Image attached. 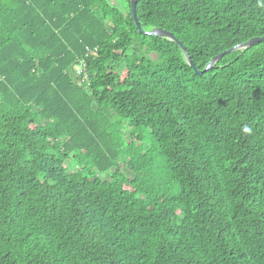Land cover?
<instances>
[{
  "label": "trees",
  "instance_id": "16d2710c",
  "mask_svg": "<svg viewBox=\"0 0 264 264\" xmlns=\"http://www.w3.org/2000/svg\"><path fill=\"white\" fill-rule=\"evenodd\" d=\"M131 1L0 0V264H264V0Z\"/></svg>",
  "mask_w": 264,
  "mask_h": 264
},
{
  "label": "water",
  "instance_id": "95a60500",
  "mask_svg": "<svg viewBox=\"0 0 264 264\" xmlns=\"http://www.w3.org/2000/svg\"><path fill=\"white\" fill-rule=\"evenodd\" d=\"M136 4H137V0H132L131 1V13H132V17L134 19V22H135V25L136 27L138 28L139 30V33L140 34H144V35H148V36H156V37H165V38H169L171 39L172 41H174L175 43H178L179 46L182 48V50L184 51L185 53V56H186V59H187V62L188 64L190 65V67L195 71V73L199 76H202L203 75V72H199L195 69V66L194 64L192 63L191 59L188 57V55L186 54L185 52V49L182 47V45L169 33L165 32V31H162V30H155V31H152V32H144L140 25H139V22L137 20V17H136ZM264 41V38H254V39H251L250 41L244 43V44H241V45H238L228 51H225L217 56H215L214 58L211 59V61L209 62L207 68L205 69V71H208L216 62H218L222 57H224L225 55L233 52V51H236V50H240V49H245L247 47H251L255 44H258L260 42H263Z\"/></svg>",
  "mask_w": 264,
  "mask_h": 264
},
{
  "label": "built area",
  "instance_id": "2783aa9c",
  "mask_svg": "<svg viewBox=\"0 0 264 264\" xmlns=\"http://www.w3.org/2000/svg\"><path fill=\"white\" fill-rule=\"evenodd\" d=\"M76 74H77V76H81V75H83L82 79H83L84 81L87 80L85 59H84V60H80V61L78 62V66H77V68H76Z\"/></svg>",
  "mask_w": 264,
  "mask_h": 264
},
{
  "label": "rangeland",
  "instance_id": "374dc122",
  "mask_svg": "<svg viewBox=\"0 0 264 264\" xmlns=\"http://www.w3.org/2000/svg\"><path fill=\"white\" fill-rule=\"evenodd\" d=\"M70 166H71V167H74L75 165H74V164H71V165H68L67 167H69V169H70ZM106 177H107V176H105V175H99V176H98V178L101 179V180H107Z\"/></svg>",
  "mask_w": 264,
  "mask_h": 264
},
{
  "label": "clouds",
  "instance_id": "9594fccd",
  "mask_svg": "<svg viewBox=\"0 0 264 264\" xmlns=\"http://www.w3.org/2000/svg\"><path fill=\"white\" fill-rule=\"evenodd\" d=\"M245 131H246V132H247V131H250V129H247V128H246Z\"/></svg>",
  "mask_w": 264,
  "mask_h": 264
}]
</instances>
